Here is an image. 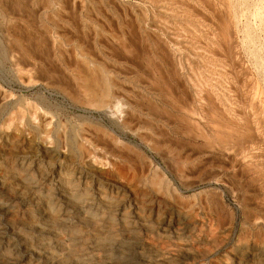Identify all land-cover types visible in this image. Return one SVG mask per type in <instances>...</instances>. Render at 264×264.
Returning a JSON list of instances; mask_svg holds the SVG:
<instances>
[{
	"label": "rangeland",
	"instance_id": "obj_1",
	"mask_svg": "<svg viewBox=\"0 0 264 264\" xmlns=\"http://www.w3.org/2000/svg\"><path fill=\"white\" fill-rule=\"evenodd\" d=\"M253 7L0 0V264H264Z\"/></svg>",
	"mask_w": 264,
	"mask_h": 264
},
{
	"label": "bare ground",
	"instance_id": "obj_2",
	"mask_svg": "<svg viewBox=\"0 0 264 264\" xmlns=\"http://www.w3.org/2000/svg\"><path fill=\"white\" fill-rule=\"evenodd\" d=\"M8 1V0H7ZM33 1V0H32ZM174 1V0H173ZM238 1V0H237ZM258 1V0H257ZM254 2V1H253ZM24 3V2H23ZM26 3V2H25ZM232 3V2H231ZM259 3V2H258ZM7 4V3H6ZM260 4V3H259ZM25 5V4H24ZM261 5V4H260ZM28 6V5H27ZM256 6V5H255ZM258 6V5H257ZM240 7V6H239ZM98 8V7H97ZM230 8V7H229ZM254 8V7H253ZM253 8H252V10H249V11H252V12H250V17H252L253 19L255 18V19H260V21L261 22H263V20H264V11H262V9H264L263 7H262V9L261 8H259V7H257V8H254V10H253ZM8 10V9H7ZM41 10V9H40ZM230 11V10H229ZM16 12V11H15ZM28 12V11H27ZM32 12V11H31ZM36 12V11H35ZM91 12V11H90ZM144 12V11H143ZM50 13V12H49ZM128 13V12H127ZM236 13V12H235ZM244 14V13H243ZM248 14V13H247ZM15 15V14H14ZM58 15V14H57ZM89 15V14H88ZM245 15V14H244ZM66 18V17H65ZM68 18V17H67ZM70 18V17H69ZM94 18V17H93ZM99 19V18H98ZM96 20V19H95ZM250 20V19H249ZM18 21V20H17ZM240 21V20H239ZM253 21V20H252ZM98 22V21H97ZM260 22V23H261ZM134 23V22H133ZM264 23V22H263ZM25 24V23H24ZM37 24V23H36ZM240 24V23H239ZM245 24V23H244ZM251 24H252V22H251ZM33 25H35V24H33ZM38 25V24H37ZM146 25V24H145ZM247 25V24H246ZM261 25H263V24H261ZM58 26V25H57ZM231 26V25H230ZM264 26V25H263ZM80 27V26H79ZM2 28V27H1ZM37 29V28H36ZM255 29V28H254ZM12 30V29H11ZM29 30V29H28ZM256 30V29H255ZM230 31V30H229ZM254 31V30H253ZM259 31V30H258ZM232 33H233V31H231ZM27 33V32H26ZM91 33H92V31H91ZM248 33V32H247ZM257 33V32H256ZM262 34H263V32H261ZM242 34V33H241ZM71 35V34H70ZM248 35V34H247ZM258 36V35H257ZM22 37V36H21ZM154 37V36H153ZM231 37V36H230ZM243 37H244V35H243ZM27 38V37H26ZM163 38V37H162ZM232 38V37H231ZM246 38L247 39H249L250 40V34H249V36H246ZM29 39V38H28ZM258 40V39H257ZM261 40V39H260ZM41 42V41H40ZM247 42V41H246ZM245 42V43H246ZM249 43H250V45L253 43L252 42V40L251 41H248ZM252 42V43H251ZM263 42V41H262ZM11 43V42H10ZM14 45V44H13ZM249 45V44H248ZM240 46V45H239ZM260 46V48H261V45H259ZM30 47V46H29ZM65 47V46H64ZM254 47V46H253ZM160 48V47H159ZM163 50V49H162ZM254 50V49H253ZM260 50H262V49H260ZM148 51V50H147ZM158 52V51H157ZM208 52V51H207ZM96 54V53H95ZM168 54V53H167ZM249 54V53H248ZM251 54V53H250ZM175 55V54H174ZM239 55V54H238ZM259 55V54H258ZM49 56V55H48ZM161 56V55H160ZM257 56V55H256ZM261 56V55H260ZM26 57V56H25ZM255 57V56H254ZM259 57V56H258ZM97 58V57H96ZM152 58V57H151ZM248 58V57H247ZM257 58V57H256ZM260 58V57H259ZM164 59V58H163ZM253 60H255V58L253 59ZM257 60V59H256ZM256 60H255V63H257L256 62ZM258 61V60H257ZM260 61H262V59L261 60H259V62ZM153 62V61H152ZM164 62V61H163ZM264 63V62H263ZM24 64V63H23ZM155 64V63H154ZM153 64V65H154ZM165 64V63H164ZM251 64V63H250ZM259 64V63H258ZM258 64H255L256 66L258 65ZM262 64V62H260V65ZM97 65V64H96ZM264 64H262V67H264L263 66ZM158 66V65H157ZM173 66V65H172ZM253 67H254V65H253ZM258 67V66H257ZM262 67H258V68H262ZM39 68V67H38ZM111 68V67H110ZM256 68V67H255ZM254 69V68H253ZM120 70V69H119ZM256 70H257V68H256ZM262 70V69H261ZM56 71V70H55ZM59 72V71H58ZM148 72V71H147ZM256 72H261L260 70H258V71H256ZM263 73H264V69H263V71H262ZM126 73V72H125ZM131 73V72H130ZM202 73V72H201ZM128 74V73H127ZM160 74H162V73H160ZM263 75V74H262ZM176 76V75H175ZM264 76V75H263ZM262 76V77H263ZM165 79V78H164ZM90 80V79H89ZM121 80V79H120ZM264 80V79H263ZM67 81V80H66ZM72 81V80H71ZM151 81V80H150ZM208 81V80H207ZM68 82V81H67ZM178 82V81H177ZM69 84V83H68ZM118 84V83H117ZM142 84V83H141ZM160 84V83H159ZM180 84V83H179ZM211 84V83H210ZM78 85V84H77ZM156 85V84H155ZM167 85V84H166ZM166 85H164V87L166 86ZM133 86V85H132ZM153 86V85H152ZM66 87V86H65ZM156 86H154V88H155ZM184 87V86H183ZM71 88V87H70ZM69 89V88H68ZM167 89H169L168 87H167ZM157 90V89H156ZM161 90V89H160ZM170 90V89H169ZM164 92H166V90L164 91ZM169 92V91H168ZM76 93V92H75ZM137 93V92H136ZM246 93V92H245ZM138 95H139V93H138ZM137 95V96H138ZM163 95V94H162ZM174 95V94H173ZM73 96V95H72ZM140 96V95H139ZM143 97V96H142ZM189 97V96H188ZM226 97V96H225ZM166 98V97H165ZM193 100V99H192ZM178 101V100H177ZM109 102V101H108ZM149 102V101H148ZM165 102V101H164ZM139 103V102H138ZM168 103V102H167ZM142 104V103H141ZM153 104V103H152ZM181 104V103H180ZM254 105V104H253ZM141 106V105H140ZM143 106V105H142ZM176 107V106H175ZM143 109V108H142ZM146 110V109H145ZM179 110V109H178ZM188 110V109H187ZM162 111H163V109H162ZM179 111H181V110H179ZM103 112V111H102ZM156 112V111H155ZM168 113V112H167ZM172 113V112H171ZM105 114V113H104ZM148 114V113H147ZM161 115V114H160ZM159 116V115H158ZM167 116V115H166ZM169 116V115H168ZM176 116V115H175ZM134 117V116H133ZM183 117V116H182ZM162 118V117H161ZM166 118V117H165ZM125 119V118H124ZM168 119V118H167ZM176 119H177V117H176ZM143 120V119H142ZM170 120V119H169ZM175 120V119H174ZM6 121V120H5ZM171 121V120H170ZM169 121V122H170ZM183 123H184V121H183ZM199 124V123H198ZM131 127V126H130ZM154 130H155V128H154ZM157 130V129H156ZM162 132H163V130H161ZM201 132V131H200ZM158 133H159V130H158ZM161 133V132H160ZM193 133V132H192ZM156 134V133H155ZM147 136V135H146ZM149 136V135H148ZM192 136V135H191ZM98 137V136H97ZM195 137V136H194ZM217 138V137H216ZM220 138V137H219ZM105 140V139H104ZM219 141V140H218ZM156 142V141H155ZM79 143V142H78ZM106 143V142H105ZM104 144V143H103ZM152 144V143H151ZM150 144V145H151ZM159 144V143H158ZM228 144V143H227ZM110 145V144H109ZM108 146V145H107ZM111 146V145H110ZM157 146H159V145H156V147ZM153 147V149H155V150H157V148L156 147H154V146H152ZM170 147V146H169ZM109 149V148H108ZM163 150V149H162ZM174 150V149H173ZM204 150V149H203ZM82 151V150H81ZM161 151V150H160ZM159 152V151H158ZM162 152V151H161ZM163 153V152H162ZM193 157V156H192ZM240 157V156H239ZM191 158V157H190ZM257 158V157H256ZM186 161V160H185ZM82 162V161H81ZM55 165V164H54ZM204 166V165H203ZM252 168H254V167H252ZM58 169V168H57ZM173 172V171H172ZM261 175H262V173H261ZM180 177V176H179ZM243 177V176H242ZM199 184V183H198ZM10 186V185H9ZM65 188V187H64ZM68 188V187H67ZM76 195V194H75ZM41 198V197H40ZM69 198V197H68ZM71 200V199H70ZM79 200V199H78ZM81 200V199H80ZM247 200V199H246ZM89 202V201H88ZM61 206V205H60ZM92 206V205H91ZM93 207V206H92ZM95 207V206H94ZM58 208V207H57ZM88 209V208H87ZM51 210V209H50ZM67 210V209H66ZM58 211V210H57ZM90 212H92V211H90ZM1 213V212H0ZM80 213V212H79ZM63 214V213H62ZM67 214V213H66ZM74 216V215H73ZM101 216V215H100ZM88 217V216H87ZM96 217V216H95ZM109 217V216H108ZM91 218H93V217H91ZM110 218V217H109ZM126 218V217H125ZM95 219V218H94ZM47 220V219H46ZM84 220V219H83ZM112 219H110V221H111ZM38 225V224H37ZM125 225V224H124ZM52 226H53V224H52ZM106 227V226H105ZM37 228V227H36ZM117 228H118V226H117ZM44 229V228H43ZM48 229V228H47ZM64 229V228H63ZM61 230V229H60ZM127 230V229H126ZM129 231V230H128ZM246 232V231H245ZM74 234V233H73ZM264 235V234H263ZM71 236V235H70ZM107 236H110V235H107ZM248 236V235H247ZM93 238V237H92ZM66 239V238H65ZM71 239V238H70ZM91 240V239H90ZM73 241V240H72ZM97 241V240H96ZM71 242V241H70ZM109 242H111V241H109ZM129 242V241H128ZM77 244H78V242H76ZM90 243V242H89ZM104 243V242H103ZM151 243V242H150ZM149 243V244H150ZM71 244V243H70ZM84 244V243H83ZM80 245V244H79ZM97 245H98V243H97ZM90 246V245H89ZM61 247V246H60ZM72 247V246H71ZM256 247V246H255ZM90 248V247H89ZM108 248V247H107ZM111 249V248H110ZM146 249V248H145ZM61 250V249H60ZM258 250H260V249H258ZM80 251V250H79ZM112 251V250H111ZM70 252V251H69ZM92 252V251H91ZM114 253V252H113ZM207 253V252H206ZM106 254V253H105ZM57 255V254H56ZM94 255V254H93ZM262 255V254H261ZM61 256V255H60ZM149 256V255H148ZM65 257V256H64ZM77 257V256H76ZM119 259V258H118ZM76 260V259H75ZM102 260V259H101ZM114 260V259H113ZM82 261V260H81ZM80 262V261H79ZM85 262V261H84ZM151 262V261H150ZM193 262V261H192ZM94 263V262H93ZM105 263V262H104ZM85 264V263H84Z\"/></svg>",
	"mask_w": 264,
	"mask_h": 264
}]
</instances>
